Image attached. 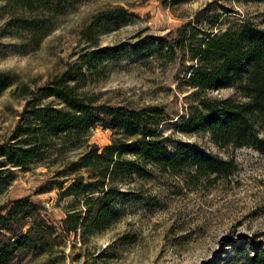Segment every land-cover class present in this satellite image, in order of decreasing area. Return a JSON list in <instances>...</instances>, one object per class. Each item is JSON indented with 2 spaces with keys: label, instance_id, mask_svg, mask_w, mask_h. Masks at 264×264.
Instances as JSON below:
<instances>
[{
  "label": "rangeland",
  "instance_id": "rangeland-1",
  "mask_svg": "<svg viewBox=\"0 0 264 264\" xmlns=\"http://www.w3.org/2000/svg\"><path fill=\"white\" fill-rule=\"evenodd\" d=\"M164 1L71 0L47 23L35 45L15 24L17 11L5 9L7 0H0V73L5 75L3 82H9L0 88V143L9 139L24 109L19 88L45 84L91 51L84 29L96 16L113 13L110 21L94 23L95 39L97 46L120 53L98 65L93 74L87 72L83 91L101 104L165 108L169 120L162 131L170 154L186 144L198 145L234 159L235 169L220 179L212 176L199 181L157 168L150 180L128 174L113 205L118 219L84 242L80 233L61 231L62 220L77 199L63 197L56 183H71L57 173L82 151L53 157L46 164L13 168L0 195V207L29 198L37 204L35 212L54 230L48 237L51 248L40 245L35 236L6 264H223L235 255L240 258L237 264H249L246 254L258 249L264 259V153L255 147L221 148L206 134L176 129L175 122L186 111V97L192 92L183 77L194 62L182 51L177 50L173 58L169 52L170 43L175 42L170 34L179 29L181 39L193 34L203 38L222 34L236 22L260 24L264 0H194L178 6ZM236 95L234 89L210 94L214 98ZM111 138V130L97 126L89 144L103 148ZM84 201L80 198L77 208L85 211ZM31 222H22L25 231Z\"/></svg>",
  "mask_w": 264,
  "mask_h": 264
},
{
  "label": "trees",
  "instance_id": "trees-1",
  "mask_svg": "<svg viewBox=\"0 0 264 264\" xmlns=\"http://www.w3.org/2000/svg\"><path fill=\"white\" fill-rule=\"evenodd\" d=\"M70 1L7 0L5 9L17 11L15 24L38 45L47 23ZM192 1L164 2L178 6ZM112 14L96 16L93 24L84 29L83 37L90 42L87 49L91 51L81 54L62 74L45 84L34 89L19 88L24 109L9 139L0 143V195L13 168L25 169L35 162L46 164L53 157L82 151L77 160L57 173L71 183H56L63 197L77 199L62 220L61 231L67 235L80 233L84 242L118 219L113 205L128 174L150 180L157 168L199 181L212 176L220 179L236 167L234 159H224L198 145L186 144L170 154L168 138L162 131L169 115L161 106L101 104L97 97L83 91L87 72L93 74L98 65L120 53L115 48L97 46L95 39L94 23L110 21ZM180 31L170 34L175 38L169 45L170 55L173 58L177 50L182 51L190 55L194 64L183 77L184 85L192 92L186 97V111L175 122L176 129L184 134H206L221 148L255 147L264 153V14L260 24L236 22L219 35L197 38L193 34L181 39ZM4 76L0 73L1 89L9 83L3 82ZM227 89H234L237 95L210 96ZM97 126L112 131L111 143L103 148L89 144ZM80 198H85V211L77 208ZM35 210L37 204L29 198L0 207V264L10 262L16 250L35 236L40 245L51 248L48 237L54 227ZM26 219L32 220L27 231L22 223ZM260 254L258 249L253 255L246 254L245 259L249 264H264ZM239 260L235 255L223 264H237Z\"/></svg>",
  "mask_w": 264,
  "mask_h": 264
}]
</instances>
